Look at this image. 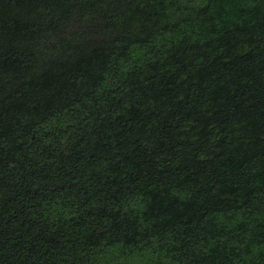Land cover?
<instances>
[{
  "label": "trees",
  "instance_id": "obj_1",
  "mask_svg": "<svg viewBox=\"0 0 264 264\" xmlns=\"http://www.w3.org/2000/svg\"><path fill=\"white\" fill-rule=\"evenodd\" d=\"M0 264H264V0H0Z\"/></svg>",
  "mask_w": 264,
  "mask_h": 264
}]
</instances>
